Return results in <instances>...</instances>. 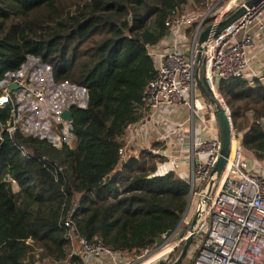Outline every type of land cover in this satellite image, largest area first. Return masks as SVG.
I'll return each instance as SVG.
<instances>
[{"label": "trees", "instance_id": "1", "mask_svg": "<svg viewBox=\"0 0 264 264\" xmlns=\"http://www.w3.org/2000/svg\"><path fill=\"white\" fill-rule=\"evenodd\" d=\"M189 2L196 14L212 10L211 24L227 0H0V83L32 57L50 68L55 85L88 95L85 108L69 106L73 149L9 135L10 107L0 108V264L67 260L72 210L80 237L121 255L136 257L178 228L190 185L175 171L156 173L162 144L124 159L119 152L127 130L148 114L142 97L155 67L146 46L167 36L166 21ZM200 79L205 86L203 68ZM218 89L242 148L264 160V84L235 77Z\"/></svg>", "mask_w": 264, "mask_h": 264}, {"label": "built area", "instance_id": "2", "mask_svg": "<svg viewBox=\"0 0 264 264\" xmlns=\"http://www.w3.org/2000/svg\"><path fill=\"white\" fill-rule=\"evenodd\" d=\"M241 4L229 1L213 13V23L216 24ZM211 11L199 15L193 7L187 6L183 11L175 12L173 18L165 23L167 36L154 46H146L154 63L155 76L145 87L142 101L153 113L186 107L192 135L196 123L205 127L204 137L193 138L187 152L190 175L186 180L190 192L188 210L183 219L185 221L190 217L191 221L198 199L203 198L206 208L197 230L203 223L208 226L188 264H264V174L259 169L260 165L250 167L243 159L244 149L235 133L232 134L225 167L220 173L215 172L220 150L218 132L210 128L215 121L209 119L207 122L212 124H205L201 114L205 107L193 97L194 89H198L195 83L197 36L199 30L207 25L205 20ZM263 13L264 0H260L228 27L217 34L211 33L204 46L199 76L203 68L206 89L221 103H224L218 89L221 80L244 77L251 81L262 77L263 71L251 77L248 72L255 41L250 30L260 22ZM190 28L191 37H187L186 31ZM259 30H264V26L260 25ZM31 59L37 65L32 66L36 62H31L30 68L26 66L27 60L19 71L7 74L0 83V108L10 107L5 132L9 135L18 132L45 141L53 148L67 146L72 149L76 137L72 133L71 121L64 120L61 114L69 110L71 104L85 108L87 91L69 85H55L50 68L39 59ZM25 66L29 69L26 70ZM13 84L16 89L11 91L9 86ZM64 86L83 92L86 99L81 104L74 101L55 110L50 91ZM19 152L24 157L27 155L21 147ZM119 153L122 159L127 156L125 148ZM72 213L73 210L64 222L65 239L70 242L68 258L57 264H75L71 262L72 257H78L80 264H155L167 254L170 258L166 264H172L175 261L171 260L172 255L189 236L186 232L179 240L172 241L175 230L159 245L142 249L136 257L121 255L97 239L88 241L80 237L73 224ZM33 264L53 262L36 256Z\"/></svg>", "mask_w": 264, "mask_h": 264}, {"label": "crops", "instance_id": "3", "mask_svg": "<svg viewBox=\"0 0 264 264\" xmlns=\"http://www.w3.org/2000/svg\"><path fill=\"white\" fill-rule=\"evenodd\" d=\"M229 1L237 5L245 0H227L226 4ZM260 25L264 26V13L260 22L250 30V33L255 37V41L251 50L252 62L248 72L249 77L264 71V30H259ZM193 97L204 105L198 94L194 93ZM201 114L204 121L210 119L206 107ZM188 115L189 110L181 106L154 113L148 110V114L145 115L144 119L130 127L127 131L128 134L126 133V155L133 154L132 152L135 150L143 149L148 144V140H152L153 143L159 142L162 144L163 150L158 151L162 153L164 159L170 165L161 161L156 173L160 175L172 170L175 171L178 177L187 179L190 175V161L187 154L189 146L193 138H202L205 134V128H202L200 123L195 124L193 135L190 133ZM209 124L212 123L209 122ZM210 128L216 130L215 125H210Z\"/></svg>", "mask_w": 264, "mask_h": 264}, {"label": "water", "instance_id": "4", "mask_svg": "<svg viewBox=\"0 0 264 264\" xmlns=\"http://www.w3.org/2000/svg\"><path fill=\"white\" fill-rule=\"evenodd\" d=\"M258 1L260 0H245L230 15L222 18L216 24L211 23L204 25L199 30V34L197 36L198 54H197L196 68H195V83L197 85L198 90L202 93V95L205 97L206 101L212 108L213 111L212 114L214 116V121H215L214 125L219 135L220 150H219V157L215 165V172L217 173H220L226 165V161L230 153L232 134L235 133V130L233 129L230 115L225 104L221 103L215 97L211 96L209 91L201 82L199 71L201 65L202 51L211 33L217 34L226 27H228L230 24L241 18L248 11V9L251 8ZM128 21L131 22V16H129ZM260 81L264 84V78H261ZM15 89H16L15 84L9 86V90L13 91ZM61 117L68 122L72 120V114L69 110H65L64 112H62ZM260 124L264 126V123L261 122ZM188 205H189V200L187 198L186 210L183 213L180 224L176 229L177 231L175 232L172 241L179 240L187 231L189 232V236L184 240L182 244L181 252L172 264H180V262L184 258L190 244L192 243L195 237L198 224L204 214L206 208V201L203 198L198 199L196 210L191 218V222L189 226L187 227V225L184 224L183 218L188 210ZM172 233L167 232L163 234L162 237L159 240H157V245H159L163 240L167 239ZM169 258L170 255L167 254L160 261L155 262V264H166Z\"/></svg>", "mask_w": 264, "mask_h": 264}, {"label": "rangeland", "instance_id": "5", "mask_svg": "<svg viewBox=\"0 0 264 264\" xmlns=\"http://www.w3.org/2000/svg\"><path fill=\"white\" fill-rule=\"evenodd\" d=\"M187 6L192 7V3L189 2ZM31 62L33 63V62H36V61H34L33 59H31V57H29L26 66L31 68ZM34 65H37V62L33 63L32 66H34ZM26 66H25V69L28 70L29 68L26 67ZM51 90L52 91H50V94L52 95L53 108L55 110H60L61 108L66 107L69 103L74 102V101H77L79 104H81L86 99V96H85V94L83 92L81 93L80 91H76L75 89L69 88L67 86L58 87V88L54 87ZM194 93H196V94H198L200 96V98L204 102V105L206 107V111H207V114H208L209 118L214 121V116L212 114V112H213L212 108L210 107V105L206 101L205 97L202 96L200 91L198 89H196V88L194 89ZM205 124L207 126L210 125L207 121H206ZM201 126H202V128H205L203 125H201ZM127 134H125V137H126ZM152 143H153L152 140H148V144L149 145L147 144L146 146H144V148H150ZM126 145H125V150H127L126 149L127 148ZM74 147H75V144H74L73 148ZM161 149H162V147L158 148V150H161ZM137 151L138 150H135L132 153L134 154V152H137ZM243 159L248 163V165L250 167H252V165H257V166L260 165L259 169L264 174V160H256L255 157L251 153H249V152H247L245 150H243ZM162 163L170 165V163L167 160H165V159L162 160ZM188 198H189V195H188ZM189 218H188V220L184 221V224H186L187 227L189 226V224L191 222V221L189 222ZM207 226H208L207 223H203L198 228L197 232L195 233V237H194L192 243L190 244V246H189V248H188V250H187V252H186V254H185V256H184V258H183V260L181 262V264H188L189 263L190 259L194 255V252L196 251V244L199 241H201L203 239L204 235L206 234Z\"/></svg>", "mask_w": 264, "mask_h": 264}, {"label": "flooded vegetation", "instance_id": "6", "mask_svg": "<svg viewBox=\"0 0 264 264\" xmlns=\"http://www.w3.org/2000/svg\"><path fill=\"white\" fill-rule=\"evenodd\" d=\"M183 260V259H182ZM182 262V261H181ZM181 262H180V264H181Z\"/></svg>", "mask_w": 264, "mask_h": 264}]
</instances>
